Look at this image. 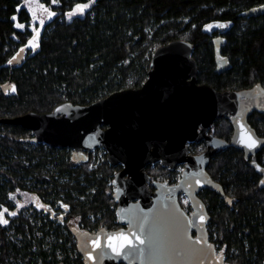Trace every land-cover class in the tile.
<instances>
[{"label": "trees", "instance_id": "obj_1", "mask_svg": "<svg viewBox=\"0 0 264 264\" xmlns=\"http://www.w3.org/2000/svg\"><path fill=\"white\" fill-rule=\"evenodd\" d=\"M26 1L0 0V118L49 112L64 101L88 104L117 90L140 87L153 51L175 39L192 44L198 83L217 90L256 82L264 86V0H39L47 11L43 23L36 21ZM87 2L83 16L64 18L75 4ZM34 36L35 48L29 43ZM215 36L222 39L220 53L229 65L221 72L215 70ZM229 128L220 118L212 130L228 136ZM28 136L30 130L20 124L0 122V210L7 192L26 188L30 180L31 192L48 202L63 194L70 205L68 221L120 226L111 182L122 166L109 164L106 152L93 167L74 163L71 149L24 142ZM256 157L264 159V148ZM145 170L153 179L167 173L159 163ZM207 171L233 199L229 206L218 193L203 191L211 238L229 264H264V189L258 188V174L232 146L211 156ZM88 213L95 215V222L85 219ZM13 220L21 221L16 233L24 231V220ZM4 231L0 227L1 264L10 255H28L30 264H84L80 254L71 258L66 235L62 243L56 238L49 251L34 252L32 244L43 239L36 235L16 244ZM57 250L64 253L62 259Z\"/></svg>", "mask_w": 264, "mask_h": 264}, {"label": "water", "instance_id": "obj_2", "mask_svg": "<svg viewBox=\"0 0 264 264\" xmlns=\"http://www.w3.org/2000/svg\"><path fill=\"white\" fill-rule=\"evenodd\" d=\"M211 41L219 71L224 59L222 41L220 37ZM192 51L190 42L172 40L153 51L140 87L117 90L88 104L64 101L49 112L0 118V122L29 129L24 142L71 149L74 163L88 162L92 149L100 146L109 164L122 166L112 179V197L118 223L125 226L102 227L95 233L69 227L84 264H227L223 251L208 241L210 215L197 194L208 188L224 195L222 185L206 170L211 156L220 149L241 148L247 160L264 147V137H258L247 121L254 109L264 113V87L257 82L249 89L217 90L198 84ZM226 114L234 126L229 142L207 133L213 121ZM243 130L258 141L255 148L240 142ZM203 138L206 149L191 154L188 142ZM156 162L171 170L183 163L182 177L174 184L153 180L155 190L149 188L145 167ZM250 165L263 174L259 182L263 183L264 165L256 160ZM181 192L190 200V215L178 200ZM121 235L133 246L117 239ZM136 237L145 243L140 244Z\"/></svg>", "mask_w": 264, "mask_h": 264}, {"label": "built area", "instance_id": "obj_3", "mask_svg": "<svg viewBox=\"0 0 264 264\" xmlns=\"http://www.w3.org/2000/svg\"><path fill=\"white\" fill-rule=\"evenodd\" d=\"M91 152L89 154L88 162L90 160L94 162V156ZM97 161H99V159ZM27 181L26 188H19L16 186L14 189L7 192V197L5 198L6 204L3 203L0 210V213L3 214L2 219L7 221V223H0V227H4L5 229V235L16 244H20L24 240V238L34 239L37 235L38 238L43 240L39 243H36L35 241L32 244L31 250L34 252H36V250H38L39 248L44 251H49L51 249V243L55 241L56 238H58L62 243L65 241L64 235H66V247L70 249L71 258H76L77 255H79L77 242L76 238L69 230V227L74 225L80 230L95 233L98 229L102 228V226H93L90 223H86L82 220L79 221L77 225L73 223V221H68L67 214L70 211V205L62 198L63 194L61 196V199L57 198L52 203L48 202L43 198V196L32 193L30 180ZM16 216H20L24 220H22V224L25 227L24 231L18 233H16V227L20 224L21 221H14L13 218ZM96 217L100 218V214L96 215ZM86 218L90 222L96 221L95 215L93 213H88L86 215ZM66 221L67 225L65 224ZM42 227H44L45 229H42ZM68 234L70 235V237ZM56 253L59 259H62L64 257V253L61 250H57ZM5 264H30V256L23 255L17 257L14 255H10L9 257H7ZM39 264L48 263H44L39 260Z\"/></svg>", "mask_w": 264, "mask_h": 264}, {"label": "flooded vegetation", "instance_id": "obj_4", "mask_svg": "<svg viewBox=\"0 0 264 264\" xmlns=\"http://www.w3.org/2000/svg\"><path fill=\"white\" fill-rule=\"evenodd\" d=\"M215 37H219V36H215ZM221 38V37H220ZM221 41H222V39H221ZM221 45H222V43H221ZM221 47V46H220ZM213 49H214V45H213ZM221 49V48H220ZM221 54V53H220ZM221 56H222V58H224L223 60H221L220 61V64H219V71L216 69L217 68V62L215 61V56H214V61H215V70L217 71V72H221V71H223V70H225L229 65H228V61H227V59L221 54ZM197 74H198V72H197ZM196 79H197V77H196ZM198 83V82H197ZM257 83V82H256ZM260 83V82H259ZM198 84H200V83H198ZM203 84H205V83H203ZM255 84V83H254ZM253 84V85H254ZM261 84V83H260ZM253 85H251V86H249V87H245V88H240V89H226V90H243V89H249V88H251V87H253ZM262 85V84H261ZM263 86V85H262ZM264 87V86H263ZM258 115V116H257ZM220 118H222V119H225V120H227L228 122H229V133H228V136H222L221 134H218L216 131H214V130H212V128H213V126H214V124H215V121L217 120V119H220ZM247 121H248V123L250 124V126L255 130V132H256V134H257V136L258 137H264V113H262V112H258L257 110H253L249 115H248V117H247ZM102 127H105V126H102ZM233 132H234V126L232 125V121H231V119H230V116L228 115V114H226L225 116H222V117H219V118H216L214 121H213V123L210 125V127L208 128V130H207V133H210V134H212L213 136H215V137H218V138H222V139H224V140H226L227 142H229L230 140H231V137H232V135H233ZM206 147H207V144H206V141H205V139L203 138V139H201L200 141H189L188 142V150H189V152L191 153V154H199V153H201L202 151H204L205 149H206ZM229 147V146H228ZM233 147V146H232ZM225 148H227V147H225ZM236 148V147H235ZM264 147H262L259 151H257V153L258 152H260L262 149H263ZM222 149H224V148H222ZM238 149H240L242 152H243V157H244V150L243 149H241V148H238ZM221 150V149H220ZM219 150V151H220ZM257 153H256V155H257ZM256 155H255V157L251 154L250 156H249V158L246 160L245 159V157H244V160L248 163V165L250 166V167H252L253 169H254V167L253 166H251L250 165V162L251 161H253V160H256L260 165H264V159H261V160H258L257 159V157H256ZM210 161V160H209ZM156 163H158V162H156ZM155 164V163H154ZM154 164H152V165H154ZM183 164V163H182ZM209 164V163H208ZM208 164H207V166H208ZM179 165H181V164H178V165H176V167L174 168V169H169L168 167H164V168H166L167 169V173H166V176H164V177H162V176H160V177H157L156 179H153V178H151V176H150V179H149V181H148V187L149 188H151V189H153V190H155V187H153L152 185H151V182L153 181V180H160V181H166L168 184H174V183H176L177 181H179L180 180V178L182 177V172H183V169H184V164L182 165V170H181V173H180V176L179 177H177V172H176V169H177V167L179 166ZM121 166V165H120ZM206 170H207V167H206ZM254 171L258 174V180H257V184H258V188L259 189H264V181H263V183H259L260 182V179L262 178V175L263 174H260V173H258L255 169H254ZM208 172V171H207ZM210 175V174H209ZM169 176H172V177H169ZM160 178H162V179H160ZM213 179V178H212ZM215 180V179H214ZM217 181V180H216ZM219 182V181H218ZM220 183V182H219ZM221 184V183H220ZM222 185V184H221ZM222 188H223V192H224V187L222 186ZM205 190H211V191H213V192H216L215 190H213V189H208V188H204V189H200L199 190V192H198V196L202 199V201L204 202V204H205V206H206V210H207V213L210 215V218L207 220V222H206V229H207V233H208V241H211V242H213L214 244H215V246H216V250L217 251H219V250H222L223 251V249H219L218 248V244L217 243H215L214 242V240L213 239H215V237L214 238H211V236H210V232H211V226H210V220H211V213H210V210L208 209V206H207V204H206V202L204 201V199H203V191H205ZM216 193H218L224 200H225V202L227 203V205H229V206H231L232 205V203H233V199L229 196V195H227V194H225L224 193V195L222 194V192H216ZM182 195H184V196H186V198H187V201H188V204L186 203L185 204V202L183 201V199H182ZM178 200H179V202H180V205L182 206V208H184V210H185V212L188 214V215H190L191 214V212H192V210H193V208H192V206H191V203H190V200H189V198L187 197V195L185 194V193H183V192H181V193H179V195H178ZM188 209V210H187ZM116 216H117V210H116ZM117 223H118V216H117V221H116ZM119 224V223H118ZM120 226H118V227H116V228H119V227H121V226H125V225H121V224H119ZM115 228V229H116ZM191 234H192V236H195L196 235V232L194 231V230H192L191 231ZM223 253H224V251H223ZM224 262H226L227 264H229V262H228V259H227V256H226V254L224 253ZM0 264H1V262H0ZM119 264H124V263H119Z\"/></svg>", "mask_w": 264, "mask_h": 264}, {"label": "rangeland", "instance_id": "obj_5", "mask_svg": "<svg viewBox=\"0 0 264 264\" xmlns=\"http://www.w3.org/2000/svg\"><path fill=\"white\" fill-rule=\"evenodd\" d=\"M28 1V2H27ZM26 2H27V6H29L28 8L34 13V14H36V21H39V22H41V21H44V19L46 18V15H47V11H46V8H45V6L42 4V2L41 1H39V0H27ZM85 4H87V5H89V2H87V3H77V4H75L70 10H68L67 11V13H66V15H65V19H67V20H69V19H71V18H73V17H77V16H83V14L85 13V11L88 9V7L87 8H85L84 10H83V12H76V14H74V15H71V17L69 16V13H71V12H73V9H75L76 8V6L77 5H85ZM42 6V7H41ZM32 144H34L33 142H32ZM104 152H105V150L102 148V147H96L95 149H93L92 150V155L94 156V162H92V160H90L89 161V167H93V166H95V165H97V163H98V159H101L102 158V155L104 154ZM182 165L183 164H181V165H179L178 167H177V169H176V172H177V177H179L180 176V173H181V170H182ZM160 179H162V178H160ZM28 182V181H27ZM182 199H183V201L185 202V204L187 203L188 204V201H187V198H186V196H184V195H182ZM188 210V209H187ZM85 219L86 220H88L87 218H86V216H85ZM70 221H73V223H75L76 225H77V223L79 222V221H81V219H73V220H70ZM83 221V220H82ZM116 227L115 226H113V227H111V228H109V229H115Z\"/></svg>", "mask_w": 264, "mask_h": 264}, {"label": "snow or ice", "instance_id": "obj_6", "mask_svg": "<svg viewBox=\"0 0 264 264\" xmlns=\"http://www.w3.org/2000/svg\"><path fill=\"white\" fill-rule=\"evenodd\" d=\"M54 2H55V0H54ZM90 3H91V0H90ZM88 6L89 5H87V4H85V5H77L76 8L73 9V12L69 13V16L71 17V15L76 14V12H83V10L85 8H87ZM49 15H53V13H49ZM41 23H43V21H41ZM209 27H211V26H209ZM220 27H223V25H220ZM36 39H37V37L34 36L33 37V40L29 42L32 45L33 48H35L37 46ZM15 59H16V57H13V60H15ZM9 63H11V61H9ZM240 142L243 143V144H245L246 147L249 148V149L255 148L257 146V143H258V141L255 140L253 138L252 134L249 131H247V130H243L241 132V140H240ZM2 215L3 214L0 213V223H7L6 220H3L2 219ZM13 215H14V213H13ZM203 219H204V217L202 216L201 217V221H203ZM132 235L134 236L135 234L132 233ZM117 239H122V240L126 241L127 242V245L129 247H132L133 246L132 245V241L129 240L127 236L121 235V236L117 237ZM136 239L139 240V243L140 244H144L145 243V241L143 239H140L139 237H136ZM97 247H99V245H97ZM121 247H124V245H121ZM113 250L115 251V248Z\"/></svg>", "mask_w": 264, "mask_h": 264}]
</instances>
